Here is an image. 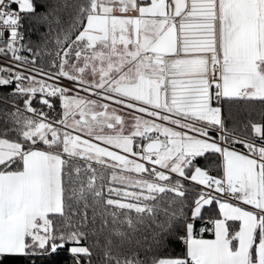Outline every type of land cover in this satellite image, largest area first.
<instances>
[{
  "label": "snow or ice",
  "instance_id": "obj_1",
  "mask_svg": "<svg viewBox=\"0 0 264 264\" xmlns=\"http://www.w3.org/2000/svg\"><path fill=\"white\" fill-rule=\"evenodd\" d=\"M66 262L264 264V0H0V264Z\"/></svg>",
  "mask_w": 264,
  "mask_h": 264
},
{
  "label": "trees",
  "instance_id": "obj_2",
  "mask_svg": "<svg viewBox=\"0 0 264 264\" xmlns=\"http://www.w3.org/2000/svg\"><path fill=\"white\" fill-rule=\"evenodd\" d=\"M252 118L253 119H259V116H258V114H254ZM206 236H207V234H206ZM208 238H210V237H208ZM173 248L175 249V251H179L180 250L179 248H176L175 245L173 246ZM66 264H69V262H66Z\"/></svg>",
  "mask_w": 264,
  "mask_h": 264
}]
</instances>
